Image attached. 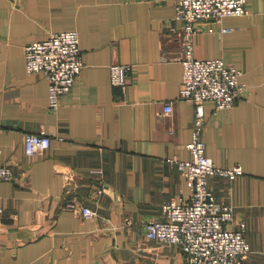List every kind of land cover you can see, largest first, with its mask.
Returning <instances> with one entry per match:
<instances>
[{
    "label": "crops",
    "instance_id": "obj_1",
    "mask_svg": "<svg viewBox=\"0 0 264 264\" xmlns=\"http://www.w3.org/2000/svg\"><path fill=\"white\" fill-rule=\"evenodd\" d=\"M247 10L201 22L194 44L197 58L242 70L233 107L204 103L203 138L218 166L243 169L210 186L235 206L233 227L246 224L252 252L243 264H264V0H248ZM175 15L174 0H0V160L13 170L0 187V264H186L145 229L166 202L191 193L167 160L190 157L195 113L180 96ZM66 30L79 32L84 66L52 110L49 80L27 72L25 47ZM112 64L132 66L126 86L113 84ZM37 131L51 146L27 155L25 134ZM70 202L97 213L83 216Z\"/></svg>",
    "mask_w": 264,
    "mask_h": 264
},
{
    "label": "built area",
    "instance_id": "obj_2",
    "mask_svg": "<svg viewBox=\"0 0 264 264\" xmlns=\"http://www.w3.org/2000/svg\"><path fill=\"white\" fill-rule=\"evenodd\" d=\"M177 21L182 23L183 66L181 98L195 103L193 136L187 148L188 159L170 157L167 160L185 177L191 193L187 197L172 198L163 205V218L146 222V237L167 246L178 247L186 264H243L252 252L246 237V224L236 223L235 206L219 199L210 186L212 176L234 179L243 174L240 165L220 167L206 153L203 131L206 123L204 103L215 102L216 109L233 107L244 93L240 77L242 70L228 65L222 58L200 59L195 55L194 39L201 30L200 23L221 21L226 17L247 13L248 0H174ZM213 31V28L209 29ZM231 28L223 27L222 32ZM28 73L41 72L49 80V108L58 109L63 95L71 91L84 66L79 32L66 30L54 32L45 40L35 41L25 47ZM112 82L126 86L132 66L112 64ZM172 103L165 105L170 113ZM52 136L45 131L28 132L24 144L27 155H42L50 148ZM13 178L12 167L0 160L1 183ZM83 216L97 212L89 206L68 204Z\"/></svg>",
    "mask_w": 264,
    "mask_h": 264
}]
</instances>
